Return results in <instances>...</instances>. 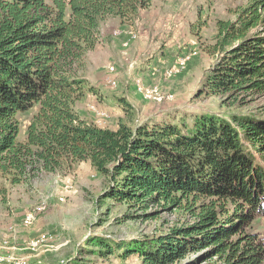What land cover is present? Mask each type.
<instances>
[{"label":"trees","instance_id":"obj_1","mask_svg":"<svg viewBox=\"0 0 264 264\" xmlns=\"http://www.w3.org/2000/svg\"><path fill=\"white\" fill-rule=\"evenodd\" d=\"M149 4L0 0V176L18 184L89 161L111 184L103 198L131 209L128 219H154L158 207L192 221L147 247L94 238L93 254L173 264L205 249L211 261L205 264H264V235L247 231L264 221V118L240 114L228 122L204 113L188 124L184 115L175 122L176 112L111 130L74 109L86 85L77 72L101 24L129 22ZM216 27L221 58L203 92L230 99L264 92V0H248L235 21L218 20ZM33 108L21 141L17 116Z\"/></svg>","mask_w":264,"mask_h":264},{"label":"rangeland","instance_id":"obj_2","mask_svg":"<svg viewBox=\"0 0 264 264\" xmlns=\"http://www.w3.org/2000/svg\"><path fill=\"white\" fill-rule=\"evenodd\" d=\"M247 2L150 0L149 7L140 9L129 22L108 18L101 24L96 47L78 69L77 76L86 85L75 111L88 123L111 130L120 123L134 129L176 112L175 122L184 115L188 124L204 113L228 122L240 114L264 118V92L230 99L208 96L202 87L221 58L215 50L216 22L235 21ZM192 51L197 54L184 68L171 71L180 56ZM36 110L17 116L21 141ZM254 154L260 162L258 153ZM110 185L89 161L65 164L52 173L39 172L18 184L0 176V255L12 254L28 264H143L134 254L125 259L93 254L97 248L91 241L102 238L109 244L147 247L148 242L192 222L179 211L158 207L154 219H128L131 209L103 198ZM43 205L46 210L38 213ZM28 214L34 215V221L24 227L22 220ZM247 231L264 235V221L252 222ZM40 235H46L48 245L27 249L26 243ZM207 253L205 249L189 253L173 264L211 263Z\"/></svg>","mask_w":264,"mask_h":264},{"label":"built area","instance_id":"obj_3","mask_svg":"<svg viewBox=\"0 0 264 264\" xmlns=\"http://www.w3.org/2000/svg\"><path fill=\"white\" fill-rule=\"evenodd\" d=\"M134 35V34H132ZM197 54L196 51L190 52L188 55L180 56L177 59L176 63L172 66L171 71H179L184 68L185 64L190 61L193 55ZM46 210V207L40 206L37 208L38 213H42ZM34 221V215L28 214L22 220V226L29 227ZM5 246L8 244L6 241L3 243ZM48 245V239L46 235H40L39 237L32 239L26 243V248L29 250H36L41 247H45ZM0 264H28L25 259H18L14 257L12 254L0 255Z\"/></svg>","mask_w":264,"mask_h":264}]
</instances>
